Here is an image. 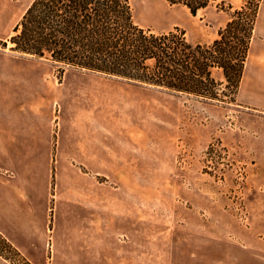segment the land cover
Here are the masks:
<instances>
[{"label": "rangeland", "instance_id": "374dc122", "mask_svg": "<svg viewBox=\"0 0 264 264\" xmlns=\"http://www.w3.org/2000/svg\"><path fill=\"white\" fill-rule=\"evenodd\" d=\"M130 3L139 27H178L194 45L230 19L215 6L192 15L168 0ZM4 42L6 59L30 67L0 109L31 111L54 135L48 264H234L264 253V164L251 131L264 119L232 101L221 69L218 96L205 98L54 66Z\"/></svg>", "mask_w": 264, "mask_h": 264}, {"label": "trees", "instance_id": "16d2710c", "mask_svg": "<svg viewBox=\"0 0 264 264\" xmlns=\"http://www.w3.org/2000/svg\"><path fill=\"white\" fill-rule=\"evenodd\" d=\"M168 2L192 15L215 6L230 19L211 44L194 45L178 27L156 34L136 25L130 0H34L10 38L12 50L54 66L100 71L205 98L218 96L217 68L235 102L261 0H244L240 8L228 0ZM0 44L7 47V42ZM0 256L31 264L2 233Z\"/></svg>", "mask_w": 264, "mask_h": 264}, {"label": "crops", "instance_id": "0c3cea01", "mask_svg": "<svg viewBox=\"0 0 264 264\" xmlns=\"http://www.w3.org/2000/svg\"><path fill=\"white\" fill-rule=\"evenodd\" d=\"M29 1L0 0V41L15 34L16 26L31 5L25 8ZM29 67L28 61L6 59L0 53V96L14 93L11 85L26 80L24 73ZM236 103L264 119V0ZM251 131L255 135L253 151L258 157L255 163L264 164V124ZM53 136L52 129L39 125L35 113L0 109V233L31 264L49 261ZM60 153L58 162L64 165L65 150L62 148ZM0 264L13 263L0 256ZM234 264H264V253L248 251L243 259L238 262L235 259Z\"/></svg>", "mask_w": 264, "mask_h": 264}]
</instances>
